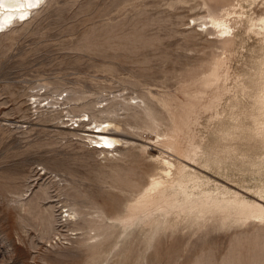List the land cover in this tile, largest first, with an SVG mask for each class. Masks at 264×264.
<instances>
[{"label":"rangeland","instance_id":"rangeland-1","mask_svg":"<svg viewBox=\"0 0 264 264\" xmlns=\"http://www.w3.org/2000/svg\"><path fill=\"white\" fill-rule=\"evenodd\" d=\"M31 4L0 28V264H264V0Z\"/></svg>","mask_w":264,"mask_h":264},{"label":"bare ground","instance_id":"bare-ground-1","mask_svg":"<svg viewBox=\"0 0 264 264\" xmlns=\"http://www.w3.org/2000/svg\"><path fill=\"white\" fill-rule=\"evenodd\" d=\"M32 2L33 0H31V3ZM27 5V3H22L21 0H3V2L0 3V28L2 29L4 25L8 24L13 17L15 18L17 16L26 15L30 13V10H28ZM24 19H26V17ZM94 128L96 129V131L92 130L91 132L93 134H98L95 136H98L100 139L94 141V147H105L101 144V142L109 144V146H113L114 140L104 135L105 126L103 124L96 123L94 125Z\"/></svg>","mask_w":264,"mask_h":264},{"label":"snow or ice","instance_id":"snow-or-ice-1","mask_svg":"<svg viewBox=\"0 0 264 264\" xmlns=\"http://www.w3.org/2000/svg\"><path fill=\"white\" fill-rule=\"evenodd\" d=\"M2 2H3V0H0V3H2ZM21 2H22V3H27V4L29 5V7L32 6V4H31V0H21ZM19 18H20V19H24L25 17H24L23 15H21Z\"/></svg>","mask_w":264,"mask_h":264}]
</instances>
